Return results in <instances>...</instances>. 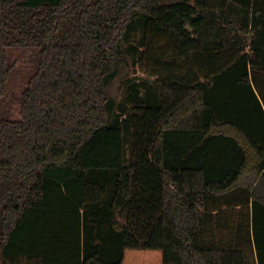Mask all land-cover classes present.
<instances>
[{"label": "trees", "instance_id": "1", "mask_svg": "<svg viewBox=\"0 0 264 264\" xmlns=\"http://www.w3.org/2000/svg\"><path fill=\"white\" fill-rule=\"evenodd\" d=\"M127 250L264 264V0H0V264Z\"/></svg>", "mask_w": 264, "mask_h": 264}, {"label": "rangeland", "instance_id": "2", "mask_svg": "<svg viewBox=\"0 0 264 264\" xmlns=\"http://www.w3.org/2000/svg\"><path fill=\"white\" fill-rule=\"evenodd\" d=\"M176 1L177 0H164V3H172ZM138 35H140L139 32H137L133 37L137 38ZM142 79H146L142 68L135 67L131 64V62H129V64L121 69L119 75L108 87V96L114 99L117 106H126L129 104L127 100L129 85L139 83ZM162 259L163 254L158 250H127L124 264H162ZM25 263L32 264L31 262Z\"/></svg>", "mask_w": 264, "mask_h": 264}, {"label": "crops", "instance_id": "3", "mask_svg": "<svg viewBox=\"0 0 264 264\" xmlns=\"http://www.w3.org/2000/svg\"><path fill=\"white\" fill-rule=\"evenodd\" d=\"M125 258H126V256H125ZM125 261V260H124ZM162 264H163V259H162Z\"/></svg>", "mask_w": 264, "mask_h": 264}]
</instances>
